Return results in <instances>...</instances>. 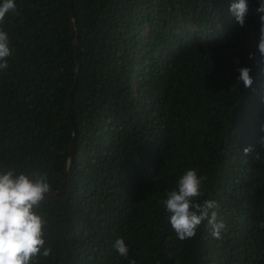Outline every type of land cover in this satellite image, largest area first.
<instances>
[{"label": "trees", "instance_id": "1", "mask_svg": "<svg viewBox=\"0 0 264 264\" xmlns=\"http://www.w3.org/2000/svg\"><path fill=\"white\" fill-rule=\"evenodd\" d=\"M233 2L16 0L0 167L48 174L53 252L39 264H128L120 238L136 264H264V66L249 59L262 14L247 0L240 27ZM190 168L207 177L199 202H218L220 239L207 221L185 241L171 228L161 202Z\"/></svg>", "mask_w": 264, "mask_h": 264}, {"label": "clouds", "instance_id": "2", "mask_svg": "<svg viewBox=\"0 0 264 264\" xmlns=\"http://www.w3.org/2000/svg\"><path fill=\"white\" fill-rule=\"evenodd\" d=\"M256 9L260 15L259 39L257 44L258 58L250 54L249 59H256L257 66H264V0H258ZM229 11L234 15L240 27H244L249 11L247 0H237L230 5ZM10 13H17L16 0L0 2V71L9 68V60L15 54L10 37L3 25ZM249 67L239 68L238 84L250 89L254 83ZM264 72V67H261ZM260 131L264 133V121L260 123ZM264 147V135L258 139ZM244 154L252 151L251 146L244 148ZM259 154L256 159L259 158ZM207 177L198 175L195 168H190L178 179L176 187L166 193L161 203L165 207L176 237L180 241L194 238L198 229L207 221L216 239L221 238L226 230L223 220H218V202L203 200L202 185ZM48 174L37 175L18 172L13 167H0V264H39L41 257L48 258L53 248L47 241L49 220L42 212L48 196L53 193ZM120 257L128 260V264H136L129 258V247L123 238L117 239L113 245Z\"/></svg>", "mask_w": 264, "mask_h": 264}, {"label": "water", "instance_id": "3", "mask_svg": "<svg viewBox=\"0 0 264 264\" xmlns=\"http://www.w3.org/2000/svg\"><path fill=\"white\" fill-rule=\"evenodd\" d=\"M73 37H74V48H75V57H76V60L78 58L77 56V43H76V37H75V34L73 33ZM77 69H76V76H75V81L73 83V86L71 88V91H70V94H69V97H68V113L71 117V119L73 120L72 118V112H71V98H72V94H73V90H74V86L76 84V80H77V75H78V62H77ZM75 135H76V127H75V124L73 122V139H72V142H71V146H70V150H69V156L70 158L72 157V153H73V148H74V140H75ZM66 176V174H65Z\"/></svg>", "mask_w": 264, "mask_h": 264}]
</instances>
